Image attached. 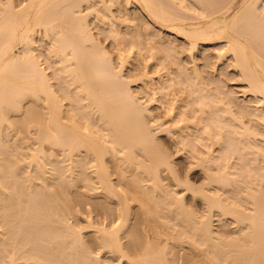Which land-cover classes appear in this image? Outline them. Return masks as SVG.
<instances>
[{
  "label": "bare ground",
  "instance_id": "bare-ground-1",
  "mask_svg": "<svg viewBox=\"0 0 264 264\" xmlns=\"http://www.w3.org/2000/svg\"><path fill=\"white\" fill-rule=\"evenodd\" d=\"M0 264H264V0H0Z\"/></svg>",
  "mask_w": 264,
  "mask_h": 264
},
{
  "label": "rangeland",
  "instance_id": "rangeland-1",
  "mask_svg": "<svg viewBox=\"0 0 264 264\" xmlns=\"http://www.w3.org/2000/svg\"><path fill=\"white\" fill-rule=\"evenodd\" d=\"M209 51L212 52L213 54H215L217 50L215 48L210 47ZM224 59L222 62H225L224 64H227V62ZM229 69H232V68L229 67ZM230 83H237V82L236 81H230ZM238 89H240V88H238ZM251 99L252 98L249 95L246 97V100H251ZM160 137L162 138V140H160V141L163 143V145L166 147V149L169 152H174V147H173L172 143L165 140L164 135H161ZM173 160L176 163L179 171L183 174L186 173L194 183H200L202 181V174L197 169H189L187 160H185L181 154L177 153V154L173 155ZM185 201L188 204L192 203L191 198L188 195L185 196ZM194 207L199 212L203 211L202 204L199 201L194 202ZM213 219H216V217H214ZM79 220L81 221L82 219H79ZM232 228H233V224L228 222V225L226 227V232L227 233H228V231L231 232ZM86 239H87V237H86ZM180 250H184V252L189 253L191 251V248L188 245H183V247L180 248ZM104 256L107 257L106 255H104Z\"/></svg>",
  "mask_w": 264,
  "mask_h": 264
}]
</instances>
